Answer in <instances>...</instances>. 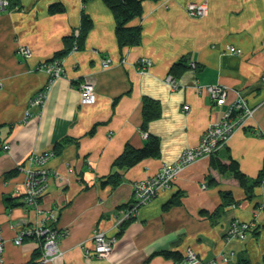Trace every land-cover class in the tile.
Masks as SVG:
<instances>
[{"label": "crops", "instance_id": "0c3cea01", "mask_svg": "<svg viewBox=\"0 0 264 264\" xmlns=\"http://www.w3.org/2000/svg\"><path fill=\"white\" fill-rule=\"evenodd\" d=\"M189 2L205 3L207 14L190 17ZM55 3L63 11L50 13ZM142 14L129 21L140 27V41L119 47L116 20L101 0H10L0 11V234L3 264H37L38 243L13 239L26 225L55 213V228L66 230L58 247L62 257L51 264H185L188 249L202 262L264 264V176L252 188L251 198L228 173L212 168L211 160L238 162L240 171L254 180L264 162V0H141ZM82 15L92 26L80 49H64L66 36L76 37ZM236 47L238 52L227 50ZM31 52L23 57L18 49ZM56 57V58H53ZM149 58L146 72L135 61ZM181 57L189 68L177 78L169 72ZM62 60L61 76L49 82L39 68L43 62ZM110 60L102 67V60ZM191 64V65H190ZM171 74L179 89L170 90ZM90 81L95 102L81 104L79 85ZM222 84L229 102L241 93L254 115L212 158L184 168L171 186L136 214L115 227L133 198V184L155 174L165 163L194 146L208 124L219 119L225 106L212 104L198 85ZM46 90L42 106L31 104ZM144 98L160 105L159 117L141 130ZM188 105V110L183 106ZM26 112L30 115L26 116ZM149 136L158 139L160 154L131 167L112 163L129 144L140 148ZM8 144L7 150L3 146ZM57 147V149L55 148ZM53 152L44 167L49 176L38 208L22 202L24 174L33 153ZM33 165V163H31ZM118 185L100 184L112 172ZM206 185L203 187V185ZM222 191L233 202L222 203ZM237 220L251 224L243 239H227L226 229ZM104 232L115 243L106 259L93 253L91 235ZM178 252L182 258L165 257ZM226 256L228 261H223Z\"/></svg>", "mask_w": 264, "mask_h": 264}, {"label": "built area", "instance_id": "2783aa9c", "mask_svg": "<svg viewBox=\"0 0 264 264\" xmlns=\"http://www.w3.org/2000/svg\"><path fill=\"white\" fill-rule=\"evenodd\" d=\"M9 4L10 2L8 0H0V11L6 9ZM185 10L190 17H203L207 14V5L205 3L196 4L190 2L185 6ZM75 35L77 37V31H75ZM75 48L73 46V49ZM227 50L232 53L238 52L236 47L232 46H228ZM18 51L25 58L31 56V52L25 47H20ZM101 64L103 68H107L109 67L110 60L104 59ZM135 66L140 72H146L151 66V60L145 57L139 58ZM39 68H42L48 74L49 82H52L62 74V60L53 59L48 62H43ZM165 83L170 86L171 90H177L180 87L177 79L171 74L166 76ZM78 91L81 104L89 105L95 102L94 86L90 81L82 82L79 85ZM196 91L204 92L214 105H224L226 109H224L219 119L208 124L198 142L194 146L182 150L174 162L165 163L155 174L134 182L132 202L116 220L115 227L131 219L136 214L137 208L140 205L149 203L160 192L168 189L176 176L188 165L198 159L210 157L224 148L233 134L239 129L244 128L254 115L255 109L247 105L245 98L238 91H235L234 97L229 102L227 101L229 88L226 85H198ZM45 94V89L39 91L31 100V104L42 106ZM182 109L188 110V105H184ZM25 115L29 116L30 113L26 112ZM8 148V144L3 146L4 150ZM52 155L53 152L51 151L33 153L27 156L26 166H18L19 171L24 174L22 202L25 206L35 209L38 208L39 199L45 192L46 181L49 176V172L44 167V164ZM204 186L206 185L204 184ZM55 219V213L49 211L39 222L20 228L16 237L13 239L16 245L21 244L27 239L34 240L38 243L41 260L37 264H50L63 254L58 247V241L61 236L66 234V230H59L52 226ZM250 229H252L251 224L233 220L226 229L225 237L227 239H243ZM91 240L94 244L93 253L89 254L86 252L85 257L89 258L94 256L98 259L108 258L113 249L115 239L107 237L104 232L95 231L91 235ZM3 248L4 240L0 234V264H3ZM215 260L212 259L208 262H202L190 249L186 251L185 255V264H215ZM222 260L228 261L226 256H222Z\"/></svg>", "mask_w": 264, "mask_h": 264}, {"label": "trees", "instance_id": "16d2710c", "mask_svg": "<svg viewBox=\"0 0 264 264\" xmlns=\"http://www.w3.org/2000/svg\"><path fill=\"white\" fill-rule=\"evenodd\" d=\"M10 2V0H8ZM103 4L109 9L112 13L114 19L116 20L115 35L119 47H128L134 46L140 41V27L139 26H130L129 21L137 17H140L142 14V4L141 0H101ZM64 6L60 3H55L48 7L50 13H58L63 11ZM92 23L87 15H82L80 30L77 37L72 35L66 36L64 40V49L58 52L56 56L61 57L65 55L73 46L77 49H80L84 45V40L86 34L91 28ZM56 58V57H53ZM52 58V59H53ZM137 61V60H136ZM135 61V63H136ZM186 59L181 57L177 62L171 65L169 72L175 77H181L184 72L189 68L188 64L186 65ZM201 93V92H200ZM226 109V106H225ZM161 112L159 103L151 98H144L142 103V123L141 130L145 131L147 128V123L152 119L159 117ZM246 127V126H245ZM244 127V128H245ZM55 148V147H54ZM57 149V147L55 148ZM219 152V151H218ZM217 153V152H216ZM213 154L210 156L212 158L216 155ZM160 154V147L158 139L155 136H149L148 140L140 148H135L129 144H126L122 152L114 159L112 165L116 168L122 167H131L147 157H158ZM212 168L216 169L220 174H230L239 184L240 187L244 189L247 198L252 196V188L257 184H260L264 176V162L259 175L254 180H249L239 168L238 162L232 157H228V162H221L219 159L211 160ZM120 182V175L117 172L109 173L106 176L100 178V184H111L113 186L118 185ZM222 203L230 204L233 202L232 195L229 191H222ZM165 257H173L179 261L182 256L177 252L171 251H161ZM242 264H249L248 261L242 260Z\"/></svg>", "mask_w": 264, "mask_h": 264}, {"label": "rangeland", "instance_id": "374dc122", "mask_svg": "<svg viewBox=\"0 0 264 264\" xmlns=\"http://www.w3.org/2000/svg\"><path fill=\"white\" fill-rule=\"evenodd\" d=\"M189 3H190V2H189ZM193 3H195V2H193ZM196 4H200V3H196ZM194 18H197V17H194ZM212 104H213V103H212ZM249 122H250V121H249ZM39 200H40V199H39ZM59 249H60V248H59ZM39 251H40V248H39ZM62 253H63V252H62ZM84 256H86V252H85V255H84ZM61 257H62V256H61ZM59 258H60V257H59ZM59 258H57V259H59ZM40 260H41V258H40ZM40 260H39V261H40ZM55 260H56V259H55ZM55 260H54V261H55ZM54 261H53V262H54ZM53 262H52V263H53ZM50 264H51V263H50Z\"/></svg>", "mask_w": 264, "mask_h": 264}, {"label": "bare ground", "instance_id": "6f19581e", "mask_svg": "<svg viewBox=\"0 0 264 264\" xmlns=\"http://www.w3.org/2000/svg\"><path fill=\"white\" fill-rule=\"evenodd\" d=\"M168 86V85H167ZM169 87V89L171 90V88H170V86H168Z\"/></svg>", "mask_w": 264, "mask_h": 264}]
</instances>
